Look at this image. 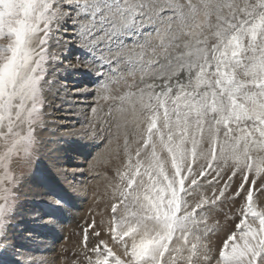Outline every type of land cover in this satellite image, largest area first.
<instances>
[{
  "label": "snow or ice",
  "instance_id": "1",
  "mask_svg": "<svg viewBox=\"0 0 264 264\" xmlns=\"http://www.w3.org/2000/svg\"><path fill=\"white\" fill-rule=\"evenodd\" d=\"M58 33L96 65L103 103L89 128L115 141L119 161V225L108 239L95 221L83 230V264H264L253 199L264 180V0H0V242L16 169L41 143ZM225 174L220 197L239 175L231 199L241 203L217 247L204 221L221 200L201 189Z\"/></svg>",
  "mask_w": 264,
  "mask_h": 264
},
{
  "label": "rangeland",
  "instance_id": "2",
  "mask_svg": "<svg viewBox=\"0 0 264 264\" xmlns=\"http://www.w3.org/2000/svg\"><path fill=\"white\" fill-rule=\"evenodd\" d=\"M70 31L71 30H69V32ZM57 36L60 37V34L58 33ZM78 49L79 48L73 45L72 38L70 36L60 37L59 44L56 43V40L51 41V51L55 53V59L49 64L50 72L48 74V80L49 84L53 86L52 94H58V92L60 91L58 85L64 84L66 86L67 82H72L74 85L76 84L75 87H72L71 85L67 86V89H71V91H80V95L82 96L84 94V90L86 92L89 91V94H87V96L90 97V103L86 104L88 108H85L87 110L86 112H88L89 110H91V108L98 106L97 102H91L92 96L90 95V93L94 91L93 89H95L96 91L98 83L94 84V81L96 80H89L87 82H77L74 80L69 81L67 78L68 75L65 74L68 65L69 67H80L84 70L85 67L89 65L88 63L95 64L91 61L90 57L85 56L81 52V50ZM67 50H71L73 55L68 56ZM64 63H66L65 66H63ZM83 70H78V73L75 72V75L80 74L78 79H80L81 75L83 74ZM64 76L66 78H64ZM48 86L46 87V104L44 108V112L48 115L45 116L44 129L46 127L50 129L57 119V116L54 117L53 115L55 114V111L53 110L54 108H52L54 105L47 96L49 91ZM51 104L52 106H50ZM93 117L94 114L92 116V119ZM89 133L92 141L100 142V145H98L101 146V148L98 149V151L100 152L99 154L102 153L103 156L108 154L112 147L109 140L108 145L104 146L106 136L100 138V136L96 134V130L95 132L90 130ZM103 147L105 148L104 151ZM39 148L40 146H38V150ZM38 150L29 165L22 166L16 169L17 175L22 176V179L20 180L19 188L17 189L18 202L15 215L11 220V226L7 230V239L3 242H0L7 244L6 249H0V264H32L34 259L38 262L43 261L44 264H74V261L76 260H79L81 264H83V230L87 228L88 225L92 224L93 221H96V230L101 232L100 238L108 239L109 236L105 235L106 232L103 229L104 225L100 224V221L103 222V220L105 219L111 226H113V223L115 221V224L119 225V209L121 207L119 203V192L117 191V185L119 181L115 178V171L119 164V161L118 159H115L116 161H113V164L110 165L111 168L115 166L114 169H112L113 172L111 171L110 173L107 171L104 172L106 173L105 175L102 174L103 176L110 178V181L100 178L97 174L96 182L93 185V190L90 188L91 192H86L87 194H83L80 203L71 200L70 197L67 198L63 196V194L61 192H57L55 188H50L51 191H49L48 184L50 183L51 178L49 174L46 175L45 170H43L46 169V166L41 165V160L43 161L46 157L45 155H40ZM60 168L64 170V167ZM87 169V162L84 161L83 163L80 162L77 165H68L65 170H67V173L68 170L72 172L76 171L75 174L81 172V176L77 175L76 179L81 178V181L85 182H83L84 184L82 183V185L85 186L87 183L88 186L89 183H92V181H94V177L87 173ZM31 173H43V175H45L43 182L38 180H33L31 182V179L29 178V175H31ZM209 179H211V177ZM225 180H227V174H225L221 178L218 184H215L213 186H206L203 188V190L201 189V194L219 198L221 200L220 203L207 210V216L204 221V223L207 224L208 241H210L217 247L220 245L221 241L235 229V224L238 222L239 218V205L241 203L240 200L233 201L231 199L236 186L240 183L241 177L237 175L234 183L230 185L231 190L228 191L224 197H220L219 189L224 185ZM78 181L79 180H76V183ZM261 184H264V180L258 178L257 184L253 187V199L259 206L264 207V192H260ZM30 189L34 191L31 192L32 190ZM62 190L64 189L62 188ZM113 204H117V213L115 214V216L112 212ZM54 205H57V207H55ZM78 207H80L79 212L70 214L71 212H74L73 208L77 209ZM37 213L38 215H35ZM78 216L79 218H77ZM80 216L82 218H80ZM49 221H51V223H49ZM54 222L55 224H59L60 227H57L56 230L54 229V232H52V227L49 226H52ZM109 224L104 227L108 228ZM117 230H119L118 227ZM58 231L60 233H58ZM88 237L89 243L87 247L91 248L96 243L91 229L88 230ZM46 244L49 248L47 251H45L46 249L42 250L41 253H38L37 251L34 256L31 254L35 252L34 250H32V248L36 246L43 247L46 246ZM110 246L112 245L110 244ZM28 255H32V257H28ZM37 256L38 258L36 259Z\"/></svg>",
  "mask_w": 264,
  "mask_h": 264
},
{
  "label": "bare ground",
  "instance_id": "3",
  "mask_svg": "<svg viewBox=\"0 0 264 264\" xmlns=\"http://www.w3.org/2000/svg\"><path fill=\"white\" fill-rule=\"evenodd\" d=\"M67 54H68V56L73 55L71 50H67ZM88 64L89 65L87 67H85L84 70L81 69L80 67H76V66L69 67V65H68V67L66 68L67 71H65V74L68 75V77H67L68 80L69 81L74 80L77 82H79V81H86L87 82L89 80L90 81L96 80V76L94 74L97 71L96 65L93 63H88ZM65 65H66V63L63 64V66H65ZM78 70H80V71L83 70V74L81 75L80 79H78L80 74L75 75L76 74L75 72L78 73ZM64 78H66V77L64 76ZM94 82H95L94 84L97 83V81H94ZM69 85H71L72 87H75L76 84L74 85L72 82H67L66 86L64 84L58 85V88H60V91L58 92V94H52L53 86L51 84H49V86H48L49 91H48L47 96L50 99V101H52V103L54 105L52 108H54L53 110L55 111V114H53V115H54V117L57 116V119H56V122L53 123V125H52L53 127L51 126L50 129L46 127L43 131L39 132L41 144L39 145L40 148L38 151H39L40 155H45V157H46L43 160L44 162L41 160V165L46 166V169H43V170H45L46 175L49 174V176L51 178L50 183L48 184L49 191H51V189L55 188V190L57 192H61L63 194V196H65L67 198L70 197L71 200H73L75 202H80L82 200L81 198H82L83 194H85L86 192H88V193L91 192L90 188L93 190V188H94L93 185L96 182L97 174L100 178H102L104 180L107 179L110 181V178H107V177L103 176L102 174L105 175L106 173H104V172H107V171L111 173L112 169H114V167H115V166H113L111 168L110 165L113 164V161L117 160L116 143H115V141L111 142L112 148L108 152V154H106L105 156H103L102 153L99 154L100 152L98 151V149H100L101 146H98V145H100V142L92 141L91 137H90V133H89V131L91 130V128H89V121L93 120L94 124H96V121L94 119H92V116H93L92 111L89 110L88 112H86L87 110L85 109V108H88L86 104L90 103V97L87 96V94H89V91H87L88 92L87 93L84 90V94L82 96V95H80V91H71V89H67V86H69ZM88 90H92V89H88ZM93 90L94 91L90 93V95L92 96L91 102H93V103L97 102L98 105L102 104L103 101H100L98 99V97L100 95L99 83L97 84V87H96L97 93H96L95 89H93ZM50 106H52V104ZM90 106H91V104H90ZM49 110H51V109H49ZM71 128H73V129H71ZM64 129H67V130H64ZM95 130H96V134L99 135L100 138L107 135V133L100 126H96ZM106 145H108V139L105 140L104 146H106ZM104 149L105 148L103 147V151H104ZM84 161H86L87 165H88V169H87L88 172L87 173L95 178V179L93 178L94 181H92V183H89L88 186H87V183L85 186L82 185V183L84 181H81V178L76 179L77 175L81 176V172L75 174L76 171L72 172V171L68 170V173H67V170H65L68 165H77L80 162L83 163ZM60 167H64L63 168L64 170H62ZM69 168H67V169H69ZM77 169H78V167H77ZM71 170H75V169H71ZM104 170H106V171H104ZM44 177H45V175H43V173H41V174H32L31 173V175H29L31 182L33 180H38V181L43 182ZM76 180H79V181L76 183ZM57 184H59V185H57ZM62 188L64 190H62ZM32 189H30V190H32ZM33 191L34 190H32L31 192H33ZM36 191H38V190H36ZM42 195H40V196H42ZM54 206H52V207H54ZM55 207H57V205ZM79 209H80V207H78L77 209L73 208L74 212H71L70 214H74V213L79 212ZM51 210H53V209H51ZM212 210H214V209H212ZM35 215H38V213ZM77 218H79V216ZM80 218H82V217L80 216ZM100 224L107 226V224H109V222L104 219L103 222L100 221ZM104 226H103V229L105 232H107V230L110 227H112L110 224L108 225V228H106ZM49 227H52L51 231L54 232V229L56 230V228L60 227V225L55 224V222H54V224H52V226H49ZM58 233H60V232L58 231ZM49 244H51V243H49ZM48 249L49 248H48L47 244H46V246H43V247L42 246L41 247L36 246V247L32 248V250H34L35 252H33L31 254L34 256V254H36L37 251H38V253L39 252L41 253L42 250L47 251ZM32 255L31 256L28 255V257H32ZM37 258H38V256L36 257V259ZM33 261H37V260L34 259ZM15 264H19V263H15Z\"/></svg>",
  "mask_w": 264,
  "mask_h": 264
}]
</instances>
